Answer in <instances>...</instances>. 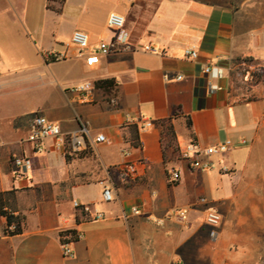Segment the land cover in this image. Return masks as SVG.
<instances>
[{
  "label": "crops",
  "instance_id": "1",
  "mask_svg": "<svg viewBox=\"0 0 264 264\" xmlns=\"http://www.w3.org/2000/svg\"><path fill=\"white\" fill-rule=\"evenodd\" d=\"M27 4L0 0V194L14 191L11 208L25 217L23 234L9 237L0 215V264H183L190 253L198 264H264V75L250 89L236 74L243 60L264 67V0H129L110 14L126 18L131 48L92 68L54 35L44 46L40 29L28 25ZM84 32L93 45L117 35ZM190 48L198 59L185 57ZM209 65L222 77L210 79ZM112 79L108 90L95 86ZM85 83L94 86L91 102L72 91ZM36 116L67 135L88 123L92 137L104 134L111 143L72 155L49 139L37 151L27 142ZM140 120L152 128L142 130ZM169 120L179 151L232 143L231 152L207 158L216 174L191 169L174 147L163 151L160 124ZM14 155L32 161L23 177ZM127 164L139 168L126 184ZM171 170L179 182L169 181ZM75 202L91 208V219ZM208 208L222 216L216 240L205 223ZM177 211L187 213L185 221ZM69 230L80 233L68 245L73 257L60 238Z\"/></svg>",
  "mask_w": 264,
  "mask_h": 264
},
{
  "label": "built area",
  "instance_id": "2",
  "mask_svg": "<svg viewBox=\"0 0 264 264\" xmlns=\"http://www.w3.org/2000/svg\"><path fill=\"white\" fill-rule=\"evenodd\" d=\"M107 24L109 27L117 31V35L110 42H101L97 45L91 43L90 36L81 30H77L72 34L71 43L78 49L79 57L85 59V63L88 67H95L100 63V59L104 55H108L111 52L127 50L131 48L130 45V33L126 30V18L118 13H111L108 17ZM147 52H156L151 47H146ZM50 58L56 61H62L66 57L63 54L52 53ZM185 57L189 60L198 59V51L194 48L186 49ZM262 65H257L253 62L246 60L240 61L237 65L236 74L239 79L248 80L251 74H262ZM204 73L210 79H219L222 77V71L218 67L206 66ZM183 77H178L177 80L181 81ZM94 86L92 83H85L74 88L72 91L77 93L80 98L85 102H91L93 97ZM139 127L142 130L152 128V123L148 120H140L138 122ZM53 140L55 148L58 151L65 152L72 155L84 153L89 145L110 144L111 140L104 134H99L96 137H92L90 126L88 123H82L81 127L70 133L64 134L60 125L49 121L43 116H36L33 119L31 125V133L27 138V142L32 143L37 151L42 148L43 142L46 140ZM233 145L231 142H226L215 147L202 149L196 143H189L180 148L179 157L180 160L186 162L189 167L199 172H210L214 168V164L207 158L213 155H223L231 152ZM12 163L18 171V175L23 177L32 167V161L24 156L14 155L12 157ZM138 165L127 164L122 169V179L127 184L138 172ZM180 180V173L175 170H171L169 173V181L171 183H177ZM103 200L107 203L114 201V195L112 189L106 187L103 192ZM201 202L207 205L205 199ZM76 209H82L90 214L91 208L82 206L75 202ZM136 214H140V210L135 211ZM186 212H176V216L182 221L186 220ZM95 220L103 218L101 213H95L93 216ZM205 223L210 228V237L212 240L217 239L218 229L222 224V216L212 208L206 210ZM64 255L66 257H73L72 252L68 249V246H64Z\"/></svg>",
  "mask_w": 264,
  "mask_h": 264
},
{
  "label": "rangeland",
  "instance_id": "3",
  "mask_svg": "<svg viewBox=\"0 0 264 264\" xmlns=\"http://www.w3.org/2000/svg\"><path fill=\"white\" fill-rule=\"evenodd\" d=\"M128 1L129 0H67L66 4L62 7L59 3L51 4L57 9H63V13H56L47 9L48 0H28L26 9L28 25L32 29H40L43 44L46 47L52 44V35L59 38L60 46L74 47L71 43V36L75 28L79 27L82 31L105 33L106 35L112 34L115 30L106 27V18L111 11H118L123 8L124 4H127ZM142 7L145 9L144 13L151 12L153 9L150 5L144 6L142 4ZM139 9L140 8L137 6L135 12H138ZM145 18L144 16V19ZM262 71H264V68ZM263 75L264 72L259 75L251 74L248 80H243V82L249 84V88L251 86L252 89H257L259 88ZM211 171L216 174L218 169L214 167ZM204 249L208 252L214 251L208 243H204ZM183 264H198V262L195 260V256L190 253L188 260L185 263L183 262Z\"/></svg>",
  "mask_w": 264,
  "mask_h": 264
},
{
  "label": "trees",
  "instance_id": "4",
  "mask_svg": "<svg viewBox=\"0 0 264 264\" xmlns=\"http://www.w3.org/2000/svg\"><path fill=\"white\" fill-rule=\"evenodd\" d=\"M66 0H48L47 9L54 11L56 13H61L62 8H55L52 3H59L61 7L65 4ZM115 85V81L112 80H104L98 81L95 83L97 88H102L108 90ZM188 127L191 128V120L187 117ZM160 126L163 128L162 133V148L165 152L168 148L174 147L176 151H179V146L176 145V135L173 129V126L170 124V120L161 123ZM137 139V138H136ZM135 146H140L138 142L135 143ZM15 192H7L0 194V215L6 219V228L4 230V235L13 237L17 235H21L24 232V224L25 217L22 215H16L15 211L11 208L9 201L13 199ZM81 212V216L84 218L91 219V216L86 213L83 208L78 209ZM78 223L80 222V218L78 216ZM61 242L64 246L71 245L80 240V233L76 230L63 231L60 233Z\"/></svg>",
  "mask_w": 264,
  "mask_h": 264
}]
</instances>
